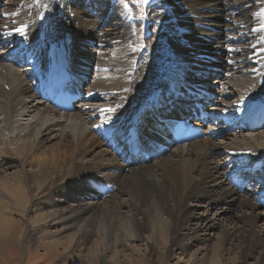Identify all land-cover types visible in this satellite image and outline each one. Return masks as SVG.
Segmentation results:
<instances>
[{"label":"bare ground","instance_id":"obj_1","mask_svg":"<svg viewBox=\"0 0 264 264\" xmlns=\"http://www.w3.org/2000/svg\"><path fill=\"white\" fill-rule=\"evenodd\" d=\"M93 1L101 2L21 0L10 15L0 14L3 248L12 244V236L22 235L26 243L46 248V257L61 248L72 259L93 236L87 248L91 264H107L108 251L119 264L117 247H128L134 239L150 254L162 250L161 256L170 258L176 249L185 257L193 243L209 241L190 233L187 221L202 220L204 225L197 226L202 231L219 226L192 214L191 203H222L236 209L232 230L219 226L216 241L189 253L185 262L246 264L248 257H256L257 264H264V236L255 229L264 213L252 212L264 207V186L256 190L240 178L247 168L264 171L259 154L264 126L257 134L247 131L250 148L227 149L238 164L228 171L205 161L216 151L210 143L198 146V139L184 148L185 143L153 131L159 113L183 110L201 92L216 95L210 116L228 124L252 121L264 103V0H256L258 10L248 19L238 15L244 0H148L143 49L142 24L127 17L118 0H109L100 22L93 20L94 7H76ZM110 15L118 19L114 30H99L111 23ZM59 64L73 70L83 95L69 112L57 111L44 97L48 75ZM214 126L208 132L216 135ZM154 142L175 148V157L153 165L152 159L168 153L158 152ZM98 147L91 160L84 159ZM9 168L14 171L4 172ZM97 197L99 204L81 203ZM224 211L214 212L215 219L225 217Z\"/></svg>","mask_w":264,"mask_h":264},{"label":"rangeland","instance_id":"obj_2","mask_svg":"<svg viewBox=\"0 0 264 264\" xmlns=\"http://www.w3.org/2000/svg\"><path fill=\"white\" fill-rule=\"evenodd\" d=\"M246 3V6H244L240 13L238 14L239 17L241 18H246L248 19V16L251 15V13H255L258 10V5L256 2V0H244ZM21 2V0H0V14H3L5 12H8L7 15H10L13 11V8H15V6ZM16 3V4H15ZM108 3L109 0H101V2H98L99 5H97V2H94L93 4L91 3H83V2H78L76 4V7L78 8H86V7H92L94 5L95 9L93 10V16L94 19L93 20H97L98 22H100L102 19H105L107 16V10L108 9ZM119 5L122 6V9L124 10V14L127 15V17H132V18H136L141 24H142V28L140 29L139 32V37H140V42L141 45H139L140 49H143L144 47V43L146 41L145 36L147 38L146 34V26L147 24L144 23L146 21V4H138V3H133L130 0H118ZM124 3L127 4V6L130 7H134L135 4H138L140 6V8L142 10H138V11H129L127 8H125ZM102 4V5H101ZM6 5V7H5ZM11 8V9H10ZM106 8V9H105ZM6 9H8L9 11H7ZM6 10V11H5ZM11 10V11H10ZM130 13L129 14L127 13ZM110 14V13H108ZM117 16V15H116ZM2 15H0V18L2 19ZM120 19V23L122 21V19L117 16ZM93 18V17H92ZM102 18V19H101ZM109 19L111 21V23H108L105 26H99V30H106L109 29V31H113L115 26L114 24L117 22L118 23V19L115 18L114 15H110ZM107 22V21H106ZM7 25L11 26V23L6 22ZM119 23V24H120ZM118 24V25H119ZM108 28H107V27ZM134 27V26H133ZM103 28V29H101ZM145 32V33H144ZM232 97L228 98V101L231 103L232 101ZM94 103V102H92ZM228 103V104H230ZM220 126V128H219ZM219 126H217L219 130V133L217 132L216 136L213 137H203L200 139V141L198 142V146H202L204 147V145L206 143H210L214 149L216 150L215 152L212 153V155H209L210 157L206 156L204 159L207 162H212L211 164L213 166H217L216 163H221V165H224V170L228 171V170H233L236 167H232L231 165H238L236 164V162H232L231 159H229V155L226 154L227 153V149L232 148V147H241L244 146L245 148H250V144H247L246 138H248V135L246 134L247 131H234V130H229L227 128L224 129V127H222L221 124H219ZM264 128V127H263ZM262 127L254 130L252 133L257 134L260 130L263 129ZM222 129V131H221ZM221 132V133H220ZM208 138V139H207ZM57 141V139H53L51 141H49L46 145L47 146H51L52 144H54ZM195 141V140H193ZM189 143V142H188ZM191 143V141H190ZM102 147L104 146V148H109L110 145H106V144H101ZM106 145V146H105ZM182 147L186 148V147H191L190 145H187V143L183 144ZM100 148H95L93 149L90 153L87 154V156H85V160L88 159H92L93 155L96 154L95 152L98 151ZM175 148H171V150L168 151V153L161 155L159 158H155L152 159L151 162L153 165L157 166L159 163L161 164L162 161L164 162L167 159H172L173 157H175L176 153L174 152ZM259 154L264 156V148H260L259 149ZM10 155V154H9ZM105 158L109 159V156H105ZM215 158V159H212ZM83 161V160H82ZM7 164V163H6ZM247 166H250L248 163L245 164ZM5 166V165H4ZM245 166V167H247ZM7 168V166L5 167ZM35 167H32V169ZM258 172L251 175V172L254 170H249L250 173L247 172H243L241 173V177L248 183H250L252 185V187L256 188V190H259L257 188H262L264 186V176H260V175H264L262 174V170L260 169H256ZM14 171L13 168H9V169H5L4 172L10 173ZM154 171L159 172L158 167H154ZM243 174V175H242ZM251 187V186H250ZM253 188V189H254ZM119 200L120 201H124V196L119 194ZM111 199V200H110ZM109 200L112 201L113 198H110ZM94 201L97 202V204H99L102 200V198L97 197V198H84L82 202L84 201ZM70 202V201H68ZM75 203V200L73 201ZM196 204V205H195ZM199 204V205H197ZM191 207L193 209L192 214H194L195 216H198L200 214H202L204 217H206V219L210 220V221H218V224L223 228L232 230V227L234 226V214L236 211V209L230 208L231 210H227L226 205L225 204H218V205H204L202 203H191ZM206 208L207 213L203 212L204 208ZM225 210V211H224ZM121 211L123 213H126V208L125 206L121 207ZM223 212L224 211V215H226L225 217L221 216L220 220H217L215 218L219 217V215L215 214L214 212ZM254 213H264V207L262 205H258L254 208V210L252 211ZM195 217L191 218L189 221H187V225L189 227V232L194 234H201V238H206L209 239V241H205L203 242H198V243H193L188 250H186L185 254L186 256L184 257V255H181L179 253L178 250H173V257H166L165 255L161 256L162 254V250L161 251H156L152 254H150L145 248L144 245L142 244L141 241L139 240H129L127 243L128 247H117L118 248V256L116 258H118V262L119 264H133L132 262H135L136 264H163V262H161V258L163 257L164 259L167 260L166 264H187V262H185L186 257L189 255V253H194L196 251H202L201 250V246H206L207 244H211L214 243L216 241V238L218 237L220 228L219 226H216L215 228H211L209 230L206 231H202V230H198L197 226L199 225H204V223H202L203 221L200 220H194ZM20 220V218H19ZM25 220V219H24ZM23 224L25 223L24 221H22ZM256 226L255 229L259 232V234H263L264 236V222L262 221L261 217L257 218V221L255 222ZM217 224V225H218ZM50 230H54V227H49ZM202 231V232H201ZM206 234V235H205ZM14 237V238H13ZM214 237V238H213ZM88 241L87 244H85L86 249L83 251L82 250V254H77L75 257H72V259L66 258L67 255L65 252H63V250L61 248H57L54 249L52 252L53 254L50 257H46V255H48L46 253V248H43L41 246L38 247V242L33 243V242H25V236H20L19 238L12 236V241L9 245V247H5L3 248L2 243H0V264H91L89 263V260L87 259V248H88V244L91 243L92 238H94L93 236L90 238L88 237ZM213 238V239H212ZM91 239V240H90ZM8 240V238H7ZM90 240V241H89ZM90 242V243H89ZM18 243V244H17ZM86 243V242H85ZM202 243V244H201ZM225 247L228 246V244H224ZM201 247V248H200ZM57 250V251H56ZM57 252L56 254H54V252ZM202 253V252H200ZM66 255V257H65ZM231 255V254H230ZM258 254H255V256H257ZM105 260L107 262V264H114V257L112 255L111 251H108L105 255ZM127 261V262H126ZM94 264H98V261ZM192 264H199V262H195ZM246 264H257L256 263V257H248L246 259Z\"/></svg>","mask_w":264,"mask_h":264},{"label":"snow or ice","instance_id":"obj_3","mask_svg":"<svg viewBox=\"0 0 264 264\" xmlns=\"http://www.w3.org/2000/svg\"><path fill=\"white\" fill-rule=\"evenodd\" d=\"M39 2H40V0H37V3H39ZM133 3L146 4V3H148V0H133ZM125 7L127 8V4H125ZM262 27H264V25H262ZM16 31L19 32L21 35L24 34V31L22 28H17ZM105 111L111 112V111H114V109H106Z\"/></svg>","mask_w":264,"mask_h":264}]
</instances>
